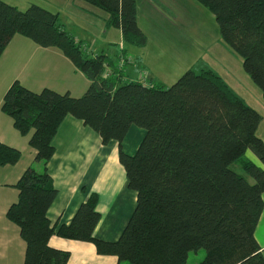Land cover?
Returning <instances> with one entry per match:
<instances>
[{"label":"trees","instance_id":"1","mask_svg":"<svg viewBox=\"0 0 264 264\" xmlns=\"http://www.w3.org/2000/svg\"><path fill=\"white\" fill-rule=\"evenodd\" d=\"M83 1L105 11L107 24L119 28L123 44L116 60L131 57L125 45L146 43L136 0ZM198 1L212 10L220 36L240 53L264 99V0ZM15 34L59 48L89 80L79 97L49 88L35 92L18 80L3 95L1 111L22 133L33 130L28 144L40 164L22 172L14 185L18 198L6 212L25 242L23 264H66L69 251L50 245L55 233L92 242L98 254L128 264H185L188 252L199 248L205 250L199 264H264L255 237L264 206V140L256 134L261 115L221 76L188 69L169 86L123 80V69L69 32L58 12L37 4L19 9L0 0V55ZM66 115L93 129L103 144H118L136 205L115 241L93 235L100 218L96 193L79 204L68 224L56 227L48 217L57 190L46 165ZM131 125L142 128L144 136L128 154L122 141ZM20 156L19 149L0 141V166L14 165ZM236 161L245 175L232 168Z\"/></svg>","mask_w":264,"mask_h":264},{"label":"crops","instance_id":"2","mask_svg":"<svg viewBox=\"0 0 264 264\" xmlns=\"http://www.w3.org/2000/svg\"><path fill=\"white\" fill-rule=\"evenodd\" d=\"M105 26H110L107 18ZM116 29L121 38L119 28ZM88 43L92 51L106 54L115 65L119 52H115L111 58L106 53L108 47L103 43L98 47ZM132 59L122 71L123 80L139 78L145 71L147 80L156 81L151 72L146 70L143 61L135 60V63ZM107 67L111 70L110 66ZM14 80L35 92L49 88L60 93L68 92L73 97L81 96L89 86L86 76L59 48L42 47L20 34L10 38L0 55V106L6 89ZM262 121L263 117L257 129ZM32 132L30 129L22 133L14 126L13 119L0 109V141L21 152L20 159L14 165L0 166V264H23L24 260L25 242L20 236L19 227L6 217V212L18 198V190L14 185L25 168L32 164L40 167V164L34 163L35 150L28 144ZM143 134L142 128L131 125L122 141L123 150L133 154ZM260 137L264 140V133ZM53 144L54 153L46 165L57 190L48 209L51 224L56 227L68 224L79 204L91 193H96V209L100 218L93 235L106 241H115L136 205V192L128 187L125 170L118 159L117 142L110 140L103 144L93 129L81 120L66 115L54 135ZM247 154L258 162L251 153ZM262 198L264 202V192ZM255 237L264 256V206L255 228ZM49 242L56 248L69 251L66 264H128L119 262L114 255L98 254L92 242L67 239L56 233Z\"/></svg>","mask_w":264,"mask_h":264},{"label":"rangeland","instance_id":"3","mask_svg":"<svg viewBox=\"0 0 264 264\" xmlns=\"http://www.w3.org/2000/svg\"><path fill=\"white\" fill-rule=\"evenodd\" d=\"M4 1L19 9L37 4L58 12L60 22L75 36L95 47L103 43L108 47L106 53L111 58L115 52H120V44L123 43L117 29L105 26L108 14L83 0ZM136 4L137 22L146 35V43L143 46L125 45L134 61H143L156 82L166 86L188 69L195 72L212 70L247 105L260 113L263 121L256 134L263 136L264 99L261 89L244 70L240 53L220 36L212 10L198 0H136ZM232 168L245 175L239 161L232 164ZM204 255L203 248L189 251L185 264H199Z\"/></svg>","mask_w":264,"mask_h":264},{"label":"built area","instance_id":"4","mask_svg":"<svg viewBox=\"0 0 264 264\" xmlns=\"http://www.w3.org/2000/svg\"><path fill=\"white\" fill-rule=\"evenodd\" d=\"M133 61L132 57H124V56H121L119 59H118V63L116 64V68L117 69H124V67L126 66V64H130L131 62ZM108 73H110V70L109 68L106 66L105 69H104V75H108ZM147 79V76H146V72L144 71L140 77H139V80L141 81H146Z\"/></svg>","mask_w":264,"mask_h":264}]
</instances>
